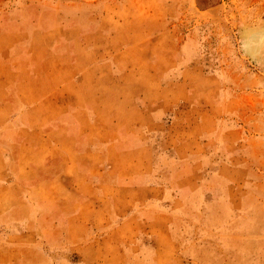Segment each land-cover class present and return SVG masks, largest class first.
<instances>
[{
    "label": "rangeland",
    "instance_id": "1",
    "mask_svg": "<svg viewBox=\"0 0 264 264\" xmlns=\"http://www.w3.org/2000/svg\"><path fill=\"white\" fill-rule=\"evenodd\" d=\"M0 264H264V0H0Z\"/></svg>",
    "mask_w": 264,
    "mask_h": 264
},
{
    "label": "crops",
    "instance_id": "2",
    "mask_svg": "<svg viewBox=\"0 0 264 264\" xmlns=\"http://www.w3.org/2000/svg\"><path fill=\"white\" fill-rule=\"evenodd\" d=\"M157 240H158L157 238H155V240H153V249H154V252H156L157 248L160 247L159 242Z\"/></svg>",
    "mask_w": 264,
    "mask_h": 264
}]
</instances>
